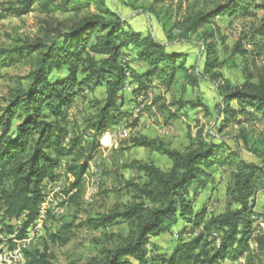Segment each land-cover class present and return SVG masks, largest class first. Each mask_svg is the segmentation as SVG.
Wrapping results in <instances>:
<instances>
[{
	"label": "trees",
	"instance_id": "16d2710c",
	"mask_svg": "<svg viewBox=\"0 0 264 264\" xmlns=\"http://www.w3.org/2000/svg\"><path fill=\"white\" fill-rule=\"evenodd\" d=\"M92 1L20 0L2 14L19 18L39 4L40 13L48 16L87 10ZM209 5L175 24L179 34L166 30L168 42H188L218 17L255 18L256 12H264V0H213ZM94 9L93 13L85 11L74 26L55 34L49 43L19 39L15 45L0 50V68H30L24 83H19L0 108L1 216L12 220L27 212L19 239L38 213L42 184L54 181L55 171L62 165L69 178L64 194H81L84 176L101 141L104 143L105 133L132 115V111L124 109L128 94L135 106L138 100L145 102L155 83L169 92L178 76L191 89L198 88L203 78L191 54L155 41L102 0ZM254 33L261 41L253 46L264 54V17ZM204 48L209 59L210 45ZM221 67L214 57L206 61L203 73L214 84L222 81L218 95L224 125H239L242 119L253 118L264 123V78L252 81L246 77L234 84L222 75ZM96 89L103 91V98L89 99L86 94ZM78 97L89 104V111L94 110L84 127L68 113ZM197 109L207 111L198 99L181 95L173 103L158 106V114L164 116V125L168 126L182 119L193 121L190 113ZM137 122L134 119L130 126L136 127ZM129 142L133 147L156 151L169 161L170 167L163 170L152 163L139 162L128 165L139 173L137 182L123 183L129 201L114 206L107 215L87 220L85 227L98 230L120 220L130 231L119 246L103 248L100 257L86 264H223L238 259L245 264H264V230L252 237L254 222L264 218V213L255 211L253 205L255 196L264 192L262 166L244 161L224 144L206 140L201 132L190 139L183 152L169 150L141 135ZM216 167L231 170L226 207L206 218L205 207L195 208L194 203L197 190L205 189L212 179L210 170ZM179 220L184 226L176 243L167 253H159L152 239L170 235ZM4 228L10 232L12 226L6 224ZM54 237L60 239L56 234L51 236ZM25 256L26 264H51L46 248L26 251Z\"/></svg>",
	"mask_w": 264,
	"mask_h": 264
},
{
	"label": "rangeland",
	"instance_id": "374dc122",
	"mask_svg": "<svg viewBox=\"0 0 264 264\" xmlns=\"http://www.w3.org/2000/svg\"><path fill=\"white\" fill-rule=\"evenodd\" d=\"M19 1L0 0V50L15 45L19 39H27L31 42L42 40L44 43H49L55 34L74 26L78 18L87 10L95 12V4L100 0H93L87 10L55 12L48 16L40 13L39 4L33 6L27 15L19 18L2 14V10L10 5H16ZM102 1L121 18L151 35L155 41L167 48L191 54L197 61V71L202 73L203 77L199 87L195 89L186 86L180 76L176 79L177 84L169 92H165L162 86L155 83L156 86L147 92L145 102L138 100L135 106L131 104L133 98L128 94L124 109L132 111L133 108L132 113H134L135 107H138L142 112L138 118L132 114L127 121L122 120V123H119L121 128L128 129L134 119L138 120L137 123L142 121L136 126L139 135L145 136L151 129L152 133L148 136L150 139L169 150L179 152L185 151L190 139L201 132L206 140L224 144L244 161L264 168V123L258 118H253L240 119L242 123L239 125L235 123L224 125V118L220 113L221 99L218 95V85L221 86L222 81L218 80V83L214 84L209 75L203 73L206 61L216 57L222 63L220 69L222 75L234 84H238L246 77L252 81L264 78V54L253 46L254 43L260 44L261 41L254 32L260 24V19L264 17V12H256L255 18L218 17L206 24L188 42H168L165 36L166 30L172 31L175 35L179 34V31L174 29V25L182 23L197 11L210 7L209 3L213 0H162L161 3H155V0ZM206 45H210L209 59L204 48ZM29 70L26 65L0 68V108L5 106L9 94L24 83ZM125 89L129 93V87L126 86ZM86 95L89 99L101 100L103 91L96 89ZM181 95L191 100L198 99L205 105L207 111L197 109L191 112L193 120L191 122L173 121L168 126L164 125V116L158 114V106L173 103ZM154 101H157L155 105H153ZM88 105L78 97L68 108V113L75 116L82 127L85 126L86 118L94 114V110L89 111ZM232 105L236 108L235 103ZM152 117L156 119L153 126L150 123ZM106 143L107 138L104 140V144ZM117 145L112 152L111 166L104 163L102 156L96 161V163L100 162L102 169L97 192L93 193L94 185L87 180L78 197H74V193L65 195L63 192L61 214L47 217L44 224L45 236L36 240L30 251H42L46 248L51 257V264H86L93 258L100 257L103 248H115L121 244L123 238L127 237L130 230L120 220L98 230L86 228L85 222L100 215H107L114 206L129 201L128 195L122 189L123 183L137 182L139 179V173L128 168L130 163H152L163 170H167L170 163L152 149L131 146L129 140L118 141ZM230 171L221 167L212 168L210 170L212 179L208 181L205 189L197 190L194 207H205L206 218L209 214L223 212L226 207L225 195ZM55 175L54 181H59L65 191L69 178L65 174L63 165L55 171ZM192 193L191 190L189 195L191 196ZM253 205L255 211L264 213V192L255 196ZM261 220L264 221V218ZM183 226L184 223L179 220L170 235L152 239L159 253H167L171 250ZM256 226L258 222L255 221L253 227ZM55 234L60 239L57 237L52 239L51 236Z\"/></svg>",
	"mask_w": 264,
	"mask_h": 264
},
{
	"label": "built area",
	"instance_id": "2783aa9c",
	"mask_svg": "<svg viewBox=\"0 0 264 264\" xmlns=\"http://www.w3.org/2000/svg\"><path fill=\"white\" fill-rule=\"evenodd\" d=\"M142 110L135 109V113H132L136 118L141 114ZM138 136L137 127L129 126L128 129L121 128L119 125L117 128L109 132L104 138L113 143L112 149L117 148L118 141L130 140ZM102 139V140H103ZM111 146V145H110ZM112 151L103 157L104 163L107 165L112 164ZM100 162L92 166L89 170L91 175V182L94 185L93 193L97 192V184L100 181L102 175V169ZM59 181H45L41 187L42 200L38 206V213L36 217L29 223L24 229L22 238L19 237V233L23 229V223L27 220V212L22 214L18 219L8 220L1 216L2 207L0 205V264H26V251L36 243L41 237L45 236L44 224L47 221L48 216H57L61 214V202L63 194V188ZM70 194V193H69ZM68 194V195H69ZM258 226L253 227L252 237L264 230V221L257 220ZM12 226L10 232H7L4 225ZM7 233V234H6Z\"/></svg>",
	"mask_w": 264,
	"mask_h": 264
},
{
	"label": "crops",
	"instance_id": "0c3cea01",
	"mask_svg": "<svg viewBox=\"0 0 264 264\" xmlns=\"http://www.w3.org/2000/svg\"><path fill=\"white\" fill-rule=\"evenodd\" d=\"M132 112H133V109H132ZM159 115L161 116V114H159ZM128 118H129V117H125V118H123L122 120H123V121H125V120L127 121ZM180 121H187V120L182 119V120H180ZM120 123H122V121H121ZM139 123H142V121H140ZM139 123H137V124H139ZM150 123H151V126L155 125V123H156V119H155L154 117H152V118L150 119ZM118 126H119V125H118ZM118 126L112 128L111 130L117 128ZM109 132H110V129L105 133L104 137H105ZM150 133H152V130H151V129H149L147 135H145L144 137L150 139V138L148 137V136L150 135ZM138 136H140L139 133H138ZM141 136H142V135H141ZM124 141H126V140H124ZM110 145H111V146H110ZM112 145H113V143H112L110 140H109V141L107 140V143H106V144H104V143L101 144V148H100L98 154L96 155L95 159H94V160L92 161V163L90 164V167H89V169L87 170V172H86V174H85V176H84L83 184L85 183V180H87L88 182H91V175H90V173H89L90 168H91L92 166L95 165V163H96V161H97V159H98L99 156L104 157V156H106L108 153H110L111 151H112V152L114 151V149L111 148ZM117 146H118V145H117ZM98 160H99V159H98ZM87 178H88V179H87ZM256 196H257V195H256ZM242 263H244V260H243V259H238V260H235V261H226V262H225V264H242ZM244 264H245V263H244Z\"/></svg>",
	"mask_w": 264,
	"mask_h": 264
},
{
	"label": "bare ground",
	"instance_id": "6f19581e",
	"mask_svg": "<svg viewBox=\"0 0 264 264\" xmlns=\"http://www.w3.org/2000/svg\"><path fill=\"white\" fill-rule=\"evenodd\" d=\"M135 109H138V107H137V108L135 107ZM135 109H134V111H135ZM138 110H139V109H138ZM134 113H135V112H134Z\"/></svg>",
	"mask_w": 264,
	"mask_h": 264
}]
</instances>
